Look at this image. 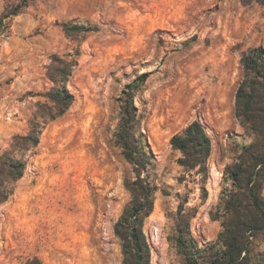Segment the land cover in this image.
Returning <instances> with one entry per match:
<instances>
[{"label": "rangeland", "instance_id": "1", "mask_svg": "<svg viewBox=\"0 0 264 264\" xmlns=\"http://www.w3.org/2000/svg\"><path fill=\"white\" fill-rule=\"evenodd\" d=\"M0 0V16L7 5ZM99 27L84 37L64 23ZM0 35V147L29 131L49 102L52 57L75 59V100L44 128L13 195L0 206V264H122L114 225L131 199L136 172L116 143L126 84L151 75L135 103L151 162L142 176L156 188L144 231L151 264H185L172 242L179 210L193 213L191 235L213 244L227 218L229 165L256 135L241 122L236 96L242 54L264 47V4L242 0H33ZM200 120L212 138L206 182L178 162L171 138ZM264 197V184L262 189ZM264 250V233L256 238Z\"/></svg>", "mask_w": 264, "mask_h": 264}, {"label": "trees", "instance_id": "2", "mask_svg": "<svg viewBox=\"0 0 264 264\" xmlns=\"http://www.w3.org/2000/svg\"><path fill=\"white\" fill-rule=\"evenodd\" d=\"M33 0L12 2L0 16V35L8 32L11 20ZM245 4L264 0H242ZM70 35L85 36L99 30L85 22L64 23ZM245 78L236 96V112L242 124L256 141L245 145L237 160L229 165L225 180L234 188L225 192L223 208L227 218L217 240L200 247L191 235V211L179 210L172 242L183 254L185 264H264V250L257 249L256 238L264 233V47L248 49L242 54ZM75 59L59 55L52 57L48 76L53 87L46 92L49 102L41 103L30 120L26 134L15 135L8 149L0 147V206L15 192L17 182L27 169L25 156L38 147L46 125L64 115L75 100L68 88ZM151 75L146 71L126 84L120 97L121 118L116 131V143L125 158L134 165L136 177L126 180L131 199L114 225L121 240L122 264H151L152 250L144 231V223L155 207V186L142 176L151 162L148 140L142 131V115L135 103L136 93L143 89ZM171 146L181 152L180 165L208 179V160L212 153V138L200 120L192 121L181 133L171 138Z\"/></svg>", "mask_w": 264, "mask_h": 264}]
</instances>
